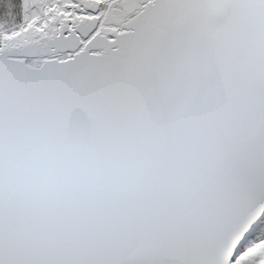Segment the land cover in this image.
<instances>
[{"label": "snow or ice", "instance_id": "obj_1", "mask_svg": "<svg viewBox=\"0 0 264 264\" xmlns=\"http://www.w3.org/2000/svg\"><path fill=\"white\" fill-rule=\"evenodd\" d=\"M0 264H264V0H0Z\"/></svg>", "mask_w": 264, "mask_h": 264}]
</instances>
